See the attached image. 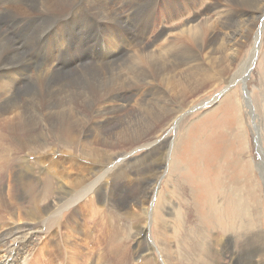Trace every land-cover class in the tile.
<instances>
[{
	"label": "bare ground",
	"instance_id": "obj_1",
	"mask_svg": "<svg viewBox=\"0 0 264 264\" xmlns=\"http://www.w3.org/2000/svg\"><path fill=\"white\" fill-rule=\"evenodd\" d=\"M127 1L132 14L125 6L122 10L128 13V20H116L118 16H122L115 8L120 0L107 2L105 0H0L2 12L0 27L7 25V28L2 29L5 31H0V49L4 56L0 65V79L7 82L4 84H7L8 88L0 102V255H2L0 264L167 263L164 261L165 258L163 261H157L155 257L149 258L147 256L149 248L138 250L135 246L138 234L134 233V230L130 233L132 234L130 238H127V242L128 240L131 242L130 248L126 247L127 244L124 245L126 242H122L124 239L121 237L127 232L126 229H134V225L138 223L136 221L132 225L129 220L134 219L135 210L146 211V201L141 198L142 193L135 192L136 188L133 190L131 187L135 192L133 194L118 190L119 187L113 184L116 183L113 180L115 178H111L116 174H112L115 168L108 169L110 161L105 164L101 161L89 162V160L86 164L69 165L70 163L62 162L63 158L56 150L51 151L52 157L48 156L49 153L45 151L46 145L42 142L32 147L26 139L24 130L21 129L22 125H27L33 120L47 123L53 129L54 135L64 136L62 143L65 150L72 149L76 147L74 146L76 136L85 133V128L82 127L84 124L93 125L90 121L97 118L96 116L107 115V112L112 111L113 113H110L113 116L97 121L95 125L98 127L94 129L97 131L95 133H105L108 136L114 134L115 137L122 131L131 132L123 127L111 125L114 124L113 118L121 122L118 117H122L123 120H128V124L136 123L137 128L131 125L128 127L138 133L146 128V133L150 134L152 131L150 126L160 122L157 133L166 134L167 129L173 126L172 120L176 116V105L168 101L169 92L175 93L178 98L175 99L177 104L185 105L190 97L200 95L197 92L216 79V75L220 73L224 54L218 48L220 39L216 30L209 31L210 35L206 40L200 37L202 28L198 21L202 18L203 10H194L196 6L201 5V0H181V4L178 3L179 0ZM144 5L147 6L146 9L143 8ZM15 6L20 9L22 7L21 14H13ZM155 6H161V9L158 7L160 11L158 8L155 10ZM220 7L224 5L214 0V3L204 10L205 13H214L211 16L208 14L210 19L207 17L205 20L211 21L214 18V21L215 19L217 21L223 18L224 13L228 14L227 10H220ZM190 10L191 17H189ZM93 12L96 20H92ZM153 14L157 19H154ZM187 16L184 27L190 30L188 38L181 39L179 46L175 48V53L169 46L167 49H161L157 55L154 44L167 32L164 26L160 27V23H174L173 21H179ZM59 17L65 19H58ZM216 21L212 22L216 24ZM58 25L60 26L56 29ZM70 26L74 29L66 31ZM8 31H12L10 37ZM151 34H153L152 42H141ZM192 45L196 50L191 48ZM234 45L239 46L236 43ZM94 46H99L100 54L93 55L90 52V47ZM201 56L204 61H200ZM90 57H94L91 63L97 67L89 65ZM54 68L57 70H53ZM46 70H50L51 73H46ZM162 86L164 88H160ZM0 87L2 88L1 85ZM21 87H25L23 90L27 88L22 98L18 95V89L22 90ZM4 88L6 91L5 86ZM84 88L88 89L84 90ZM82 90L84 94H81ZM165 90L167 95L164 93ZM136 97H138L136 101L138 108L132 107L130 111L117 115V110L128 108L129 103ZM115 103L120 105H113ZM161 104L164 106L160 107ZM142 106L145 108L141 109ZM80 121L82 128L77 133L72 127L77 123L76 128H78ZM60 123L67 129H64ZM50 128L48 131L52 133ZM37 129L35 128V131ZM16 136L21 138L23 143L13 148L6 147ZM36 136L40 137L37 131ZM139 136L140 134H133L127 138L128 140L122 138L120 141L136 143ZM28 139L35 141L32 133ZM5 151L10 153V157L4 155ZM29 155L33 157V161L27 159L26 156ZM99 157L101 158L100 155ZM68 166L83 169L79 171L77 180L75 172H65ZM150 168L154 167L150 166ZM90 175L94 176L92 186H90ZM10 178L16 181L18 186L14 188L12 185L15 184H10L16 189H11L15 195L13 200H11L13 195L5 196L2 193L5 182ZM131 184L129 186L133 185ZM82 192H84L83 196L91 195L88 197V205L85 202L91 208L88 209L89 213H83L76 205L78 199L82 197ZM67 207L69 208L67 215L64 214L63 218L58 219V213ZM18 218L21 224L18 223ZM124 221H127V224L128 221L131 223L127 226L130 228L121 225ZM252 224L250 219L247 228L240 232L241 237L248 232V237L241 240L239 247H236L239 241L230 236L231 230L221 233L222 229L219 230L220 234H215L217 243L214 247L210 246L209 235L205 233V238L198 236L201 237L199 240L201 246L195 241L199 238H194L189 246L183 244L182 248L177 247L178 250L175 251V254L177 252L179 254L177 264H264V258H258L264 254L263 237L258 227ZM95 230L100 234L93 236L91 233ZM204 230L207 232L206 228ZM39 244L43 247L37 251ZM71 249L77 250L79 254H71ZM2 258L4 261L1 260Z\"/></svg>",
	"mask_w": 264,
	"mask_h": 264
},
{
	"label": "rangeland",
	"instance_id": "obj_2",
	"mask_svg": "<svg viewBox=\"0 0 264 264\" xmlns=\"http://www.w3.org/2000/svg\"><path fill=\"white\" fill-rule=\"evenodd\" d=\"M105 1L107 2L108 0ZM222 1L223 0H217L219 4L221 3V5H224V7H220V10H227L228 14L224 13L222 15L225 21L223 18L220 20L217 19V21L215 19L216 24L213 23L215 22L214 18H212L211 21L205 20L207 17L210 19V16L213 15L214 12L210 14L204 11L208 6L214 3V0H201L200 7L196 6V9L194 8V11L203 10V14H205H202V18L198 21L202 28L200 32L201 39L203 38V40H206L211 30H216L215 32L218 34V39H220L218 48L224 54L220 73L216 75V79L212 83L197 92L200 95L190 97L191 99L189 98L185 105L177 104L175 99L178 98L175 96V93L169 92L168 96H170L168 97V101L176 105V116L172 120L173 126L167 129L166 134H164L165 132L157 133L160 122H156V124L150 126L152 127L150 134L146 133V128L138 133L133 128L130 129L128 127V125H131L137 128V124L134 122L128 124V120H123L122 117H118L122 120L121 122L113 118L112 122L114 124L111 125L123 127L131 132L122 131V133L115 137L114 134L108 136V134L105 133H95L97 131L94 129L98 127L95 125L97 121H103L104 119H108L107 117L113 116L112 111H110L112 113L107 112V115L101 114L96 116V120L90 121L93 125L84 124L82 127L83 129L85 128V133L76 136V144L74 145L76 147L72 149L65 150L62 143L64 136L61 134L54 135L53 129H51L47 123L43 124L39 120H33L27 125H22L21 128L24 130L23 132L26 135V139L32 147H36L42 142L46 145L45 151L47 154L49 153L48 156L52 157L53 153L51 151L56 150L58 155L63 158L62 162L70 163L69 165L72 163L86 164L89 160V162L101 161L105 164L110 161L108 169L112 170L115 168L112 174H116L111 178H115L113 180L116 181V183L113 184L117 186V188L119 187L118 190L126 194H133L138 191L137 193H142L141 198L146 201V211L138 212L135 210L136 214L134 213L135 216L133 215L134 219L129 220L132 225L138 221L142 226L137 223L134 225V229H126L128 233L124 232L121 237V239H124L122 242H126L124 245L127 244V246H125L129 247L131 242L129 240L127 242V238H130L129 236L132 235H130V233L134 230L133 232H137L138 234L135 239V246L137 249L144 250L149 248L147 251V256L149 258L154 259L155 257L157 261H163L165 258L166 260L164 261H167L168 264H177L179 261V254L178 252L175 254V251L180 247L182 248L183 244L189 246L193 243L194 238H199L198 236L205 238V234L209 235V244L214 247L217 243L215 234H220L219 230L221 229V233L231 230L230 236L231 238L233 237L232 239L239 241L236 246L239 247L241 245V240L244 237H248V232L242 237L240 236V232L247 228V223H249L250 219L253 223L252 225L258 227L260 230L263 237L262 244L264 246V0H258L259 3L257 0ZM178 3L181 4V0H179ZM121 4L122 6H119ZM119 5L115 8L119 10L122 16H118L116 20H128V13L126 14V11L122 10L123 7L126 6L125 8H127V10L129 9L132 14L128 1L120 0ZM150 6H152V4ZM146 7L147 6L144 5L143 8L146 9ZM158 7L161 9V6ZM158 7L155 6V10ZM21 11H23L22 7L20 9L15 6L13 14L19 15L22 13ZM189 12V17H191V10ZM230 12L232 16H230ZM241 12L243 14H241ZM1 14L2 12L0 10V16ZM208 14H210V16H208ZM251 14H253V16ZM155 15H157V12ZM153 17L157 19L154 14ZM235 17H237V20ZM92 18V20H96L95 12H93ZM187 18L188 16L184 19H179V21H173L174 23H160V27L164 26L167 32L162 39L160 38L161 40H157V43L154 44V48L156 49H153L157 55H159L158 53H160L159 51L161 49H167L169 46L172 47V52L175 53V48L179 46L181 39L183 37L188 38V34L190 33L188 31L190 30L184 27V20ZM58 19L65 18L59 17ZM59 26L60 25H58L56 29H58ZM182 26L183 28H180ZM3 28H7V25L5 24L2 28L0 27V31H5L2 30ZM153 28L154 26H152V30ZM72 29H74V27L70 26L66 31ZM8 34L10 37L12 31H8ZM152 35L153 34L144 38L141 42H152ZM235 43L240 47L235 46ZM191 48L196 50L194 45H192ZM90 49L93 55L101 53L99 46L90 47ZM1 51L0 49V52ZM235 51H237V53H235ZM129 52H131V50H129ZM20 54L22 56V50H20ZM3 58V52H1L0 65L3 62ZM93 58L94 57H90V61L88 60L91 66H94L91 63ZM204 60L205 59L201 56L200 61ZM81 64L80 66H83ZM53 70H57V68ZM60 70L64 71L63 69ZM49 71L50 70H46V73H51V71ZM0 80H3L2 82L0 81V85L2 86V88L0 87L1 102L2 95L7 92L8 88L7 84H4L6 81L4 79ZM4 86L6 87V91ZM21 88L22 90L20 88L18 89L20 98L23 97L27 90V88L23 90L25 87ZM160 88L164 87L162 86ZM86 89L88 88H84V90ZM84 90L81 91V94H84ZM164 93L167 95L166 90ZM138 97L135 99L133 98L132 102L129 103L130 108L117 110V115H122L133 108H138L136 106ZM113 105L120 104L115 103ZM163 106V104L160 105V107ZM143 108L145 107L142 106L141 109ZM133 120H135V118ZM60 124L62 125V123ZM81 124L82 122L80 121L78 128H76L77 123L74 124L72 127L74 129L73 131L79 133L82 128ZM87 127H91L92 129H88ZM35 128H38L36 131L40 134V137L36 136ZM48 128L52 130V133L48 131ZM63 128L67 129L64 126ZM117 132L121 131L117 130ZM31 133L35 141L28 139ZM133 134H140L137 139L138 142L124 143L120 141L122 138L128 140L127 138ZM8 143L6 147L13 148L19 146L23 141L16 136V138ZM33 154L36 157L34 150ZM4 155L10 157V153L7 151H5ZM26 157L30 159V161H33L31 155ZM73 157L75 159H73ZM45 162L47 163V161ZM150 166L154 168L151 169ZM128 169L131 170L129 171ZM58 170L62 169L58 168ZM82 170V168L68 166L65 172H75L74 174L77 180L79 171ZM103 174L106 176L105 172ZM93 177V175L89 177L91 180L90 186L93 185ZM95 178L98 179V177ZM71 179L73 180L72 177ZM128 182L133 185L131 184L132 186H129L130 184ZM13 183L15 185H12ZM16 183V181L10 178L5 182L6 185H1L3 186L2 193L5 196L13 195L11 200L15 199L13 190H16L14 188H18ZM10 184L14 188L11 187ZM131 187L133 190L135 188L137 190L135 189L134 192L131 190ZM11 189L13 190L11 191ZM83 193L84 192H82L81 195ZM90 196L82 195L76 202V205H78L79 209H82L83 213H89L88 209H91L87 206L89 201L88 197ZM65 209L58 213V219L67 215L69 212L67 210L69 208L67 207V209ZM17 212L19 214L21 213L19 211ZM176 214L178 215L176 216ZM17 221L21 224L20 218H18ZM95 221L97 222L98 220ZM129 221L128 224L127 221H124L121 225L130 228L127 227L129 226ZM104 222H106V220ZM109 223L110 222H108V224ZM204 228L207 229V232ZM108 232L109 230L107 233ZM91 234L96 236L99 235L100 232L98 234V230H95V232L93 231ZM183 235L185 236L181 237ZM200 238L198 241L195 240L197 243L199 242L198 245L200 244ZM201 245L202 244H200V246ZM42 247V244H39L37 251ZM131 248L133 249L134 247L131 245ZM71 251V254H79L77 250L71 249ZM92 251L96 252V250L93 249ZM167 254L169 257H167ZM1 256L2 255H0V258ZM262 257L264 258V254L258 258L260 259ZM1 260L4 261L3 258Z\"/></svg>",
	"mask_w": 264,
	"mask_h": 264
}]
</instances>
